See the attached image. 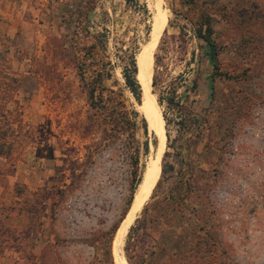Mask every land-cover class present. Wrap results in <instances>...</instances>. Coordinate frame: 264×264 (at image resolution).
Segmentation results:
<instances>
[{
    "label": "rangeland",
    "instance_id": "obj_1",
    "mask_svg": "<svg viewBox=\"0 0 264 264\" xmlns=\"http://www.w3.org/2000/svg\"><path fill=\"white\" fill-rule=\"evenodd\" d=\"M31 5L39 11L40 35L16 45L9 57L0 56L5 100L0 178L13 172L18 160L28 166H19L26 183L14 191L16 207L27 213L28 234L42 229L40 264H93V246L115 224L112 263L127 264L125 234L159 176L164 151L165 163L177 152L193 167L189 207L203 220L205 259L264 264V0H137L136 5L31 0ZM200 12L211 16L218 47L220 75L213 80L204 46L187 21ZM160 38L165 50L157 51L161 64L153 93V54ZM131 53L142 76V105L121 75ZM80 63L86 77L101 65L108 74L102 84L122 89L127 108L137 113L133 144L100 125L78 76ZM171 88L180 109L155 100L159 93L171 96ZM131 155L137 156L136 170Z\"/></svg>",
    "mask_w": 264,
    "mask_h": 264
},
{
    "label": "trees",
    "instance_id": "obj_2",
    "mask_svg": "<svg viewBox=\"0 0 264 264\" xmlns=\"http://www.w3.org/2000/svg\"><path fill=\"white\" fill-rule=\"evenodd\" d=\"M124 1L127 5L137 4V0ZM186 2H191V0H186ZM65 12L67 13V10ZM61 21L66 23V26L70 24L69 16L64 18L63 15ZM187 21L190 24L193 37L202 42L204 46V54L211 65L210 80H213L220 73L217 71L218 47L212 38L211 16L200 12L194 19H187ZM160 27H163V23ZM162 43V38H160L156 52L153 54L154 70L150 82L153 93L157 82L156 67L161 64V56L157 51L165 50ZM83 65V63L78 65V76L85 88L88 105L100 120V125L105 131H110V136L124 135L127 143L133 144L134 132L137 129L136 111L127 108L122 89H110L102 84L103 78L108 74L101 65L93 69L89 77L85 76V70L81 67ZM135 74L140 78L139 82H137ZM121 75L124 87L139 103L140 95L143 96V85L141 73L135 65L134 54L131 53L123 59ZM211 90L210 86V96ZM170 94L171 96L167 95L166 97L162 96V93L157 94L155 100L158 106L165 104L167 107L180 109L178 99L174 100V88H171ZM139 104H143L141 98ZM139 122L145 134L146 121L141 117ZM155 122L165 143L164 129L160 121L155 119ZM168 146L166 144V147ZM143 148L146 151V142H144ZM167 153L164 151L162 155L160 173L147 200L142 204L137 216L127 228L122 247L123 257L127 264H212L205 259L209 250L203 237L204 232H201L203 220L196 216L194 210L189 207V199L192 194L190 178L193 167L183 153L177 152H174L171 160L165 163L164 158ZM130 157L134 170H136L137 156L131 155ZM142 171L143 168L139 170L133 180L127 200L128 206L133 190L140 181ZM116 227V224L113 225L107 233L100 236L99 241L93 246V264H113L110 244ZM191 238H194L192 244Z\"/></svg>",
    "mask_w": 264,
    "mask_h": 264
},
{
    "label": "crops",
    "instance_id": "obj_3",
    "mask_svg": "<svg viewBox=\"0 0 264 264\" xmlns=\"http://www.w3.org/2000/svg\"><path fill=\"white\" fill-rule=\"evenodd\" d=\"M38 12L31 0H0V56L9 57L16 45H25L31 35H40ZM22 162H15V170L0 178V264H40L37 252L43 245L42 229L30 236L27 213L16 207L14 186L25 182V173L18 168L28 167Z\"/></svg>",
    "mask_w": 264,
    "mask_h": 264
},
{
    "label": "water",
    "instance_id": "obj_4",
    "mask_svg": "<svg viewBox=\"0 0 264 264\" xmlns=\"http://www.w3.org/2000/svg\"><path fill=\"white\" fill-rule=\"evenodd\" d=\"M157 141L155 142V146H154V150H153V154H152V156L154 157L155 156V153H156V149H157ZM141 178H142V174H141ZM140 178V179H141ZM155 183V182H154ZM154 185V184H153ZM153 187V186H152ZM152 189V188H151ZM151 192V191H150ZM150 194V193H149ZM149 196V195H148ZM132 200V199H131Z\"/></svg>",
    "mask_w": 264,
    "mask_h": 264
},
{
    "label": "bare ground",
    "instance_id": "obj_5",
    "mask_svg": "<svg viewBox=\"0 0 264 264\" xmlns=\"http://www.w3.org/2000/svg\"><path fill=\"white\" fill-rule=\"evenodd\" d=\"M147 174H148V172H147ZM135 207V206H134ZM137 207V206H136ZM120 248V247H119Z\"/></svg>",
    "mask_w": 264,
    "mask_h": 264
}]
</instances>
